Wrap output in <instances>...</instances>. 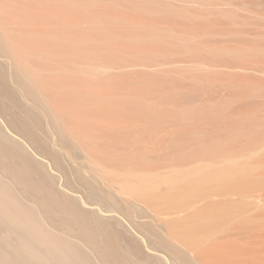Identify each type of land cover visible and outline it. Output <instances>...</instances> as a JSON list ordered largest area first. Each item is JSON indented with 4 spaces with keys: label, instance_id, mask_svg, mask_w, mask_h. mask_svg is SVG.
I'll use <instances>...</instances> for the list:
<instances>
[{
    "label": "rangeland",
    "instance_id": "obj_1",
    "mask_svg": "<svg viewBox=\"0 0 264 264\" xmlns=\"http://www.w3.org/2000/svg\"><path fill=\"white\" fill-rule=\"evenodd\" d=\"M0 6L14 47L52 55L33 52L40 60L32 58L25 77L17 73L26 71L22 62L0 55L16 103L22 100L20 108L1 96L12 108L0 112V125L59 177L62 193L116 220L119 239L139 247L133 255L145 262L179 263L156 240L167 239L200 264H264V0ZM30 75L67 132L28 94ZM22 102L36 107L43 124L35 133L47 149L22 134L29 128ZM54 151L64 168L55 166ZM74 169L112 209L90 200L95 187H80Z\"/></svg>",
    "mask_w": 264,
    "mask_h": 264
},
{
    "label": "bare ground",
    "instance_id": "obj_2",
    "mask_svg": "<svg viewBox=\"0 0 264 264\" xmlns=\"http://www.w3.org/2000/svg\"><path fill=\"white\" fill-rule=\"evenodd\" d=\"M1 9L2 6H0V10ZM1 23L0 21V55L7 58L6 60L8 62H10V60L12 62L14 60L22 62L19 64V69L22 65V71L26 70V68L29 69L27 65L33 60L32 58L36 60L40 57L38 56L40 53L39 50L31 51L35 45H31V48L29 47L30 45L28 47H14V42L8 36V28ZM34 48L38 49L36 47ZM46 50L43 49L41 52ZM35 51L39 52L38 54L35 53L38 56L36 58L33 53ZM49 53L52 52L49 51ZM43 54L47 56L48 53L46 54L44 52ZM51 56L49 57L48 54L49 59ZM54 56L55 55H53V57ZM105 67L106 66H104V68ZM4 68L5 65L0 62L1 113L5 111L8 112V109L12 108V106L3 101L2 95L7 94L12 97L14 105L16 106V104H18L20 108L21 105L19 102L21 103L22 101L19 100V102L16 103L18 101L19 91L8 84L5 71L6 68ZM18 71L19 77L22 74L26 76L30 74L27 70L24 71L25 74L24 72L19 74L20 71ZM32 75L24 78V85L28 94L40 100L43 107L54 116V121L60 126L59 128L62 129L61 131H66L67 129L63 128L60 124L63 119L57 113V110L55 111L49 104L47 101L48 99L46 100L47 96H43L44 93H42L43 91L41 92L38 87L37 78L35 80ZM22 106V112L27 118V124H29V128L23 127L22 134L29 139V142L32 141L31 144H41L40 146H42V148H44V144L48 146L45 142L46 140L41 136V138L44 139L42 140L39 137L40 135L37 132L35 133L36 126H41L43 124L39 113L35 110L36 107L34 106L32 108L23 104V102ZM20 119H22V117H20ZM19 123H21V120L18 124ZM14 124H12L13 126L10 124L13 130L17 128H14ZM19 128H21V126L17 128L16 132H18ZM25 145L24 140L23 142L18 140L0 125V264H151L145 262L146 260H143V258L138 259V254H135L137 258L133 255L140 249L139 247H134L133 244V247H131L129 245L130 242L128 243L127 241L126 243L128 244L126 246L124 245L125 243H122L119 239V229L115 228L116 220L113 219L112 221L110 218V220H108V218L107 220L100 218L95 212L83 209L76 201L71 200L68 195H65L66 193H62L59 188V177L49 171L44 161L30 156L29 153H31V151L29 152L27 149L28 147ZM49 149L48 151H50ZM43 151L45 150L43 149ZM48 153H51L49 155H52V157L56 159L55 162L57 165L55 166L64 168L62 167L63 165H60V160L58 158L60 156L57 155V158L53 156L59 153L56 151ZM74 170V172L78 174L80 180H84L81 181L84 185L81 184L80 187L85 186L90 189L95 187L96 189L97 185L95 186L94 183L86 180L80 170ZM37 171L42 174L40 179H36L35 173L33 175V172ZM225 171L228 175L231 169L228 171L226 169ZM65 175L66 180L67 174ZM70 181L72 180L70 179ZM65 183L66 186L73 187L72 182V184H70L69 181H65ZM87 190L89 189L87 188ZM92 190L93 189L88 193L92 202L95 200L101 202V204L103 203V205L106 204L105 207L102 205L104 208L109 204L108 209H112L113 205L107 201V198L103 197L105 195L100 196L97 194V189L96 193ZM130 206L131 205L128 207L131 209L132 206ZM127 210L129 211V209ZM147 226L153 228L151 225ZM125 233L126 232H124V234ZM156 240L157 243L166 246L170 250L176 260H179L178 264H200L198 259L191 255L192 252L190 249L182 248L175 241L167 239ZM128 241L133 240L128 239ZM152 243L151 246H157L154 242ZM133 248L138 249L133 251Z\"/></svg>",
    "mask_w": 264,
    "mask_h": 264
}]
</instances>
